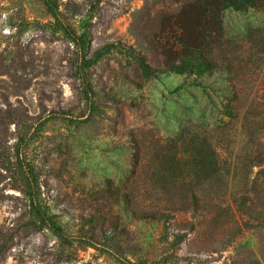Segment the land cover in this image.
I'll return each instance as SVG.
<instances>
[{
    "label": "rangeland",
    "instance_id": "obj_1",
    "mask_svg": "<svg viewBox=\"0 0 264 264\" xmlns=\"http://www.w3.org/2000/svg\"><path fill=\"white\" fill-rule=\"evenodd\" d=\"M45 1L0 0V230L19 233L0 264H264V131L245 145L218 114L228 77L169 73L147 43L185 0H47L56 18ZM225 21L263 25L264 7ZM140 56L159 71L144 77ZM258 66L242 91L264 102ZM185 126L239 159L203 186L199 212L141 220L166 205L143 200L128 129L165 139ZM31 177L59 233L29 208Z\"/></svg>",
    "mask_w": 264,
    "mask_h": 264
},
{
    "label": "trees",
    "instance_id": "obj_2",
    "mask_svg": "<svg viewBox=\"0 0 264 264\" xmlns=\"http://www.w3.org/2000/svg\"><path fill=\"white\" fill-rule=\"evenodd\" d=\"M45 5L49 14L56 18V12L47 0ZM259 5L264 7V0H197L195 3L185 0L179 14L160 23L153 38L147 40L149 49L161 57L169 73L193 76L199 80L212 78L215 73L226 75L232 91L226 96L221 95L225 103L218 104L222 105V110L217 112L229 122H239L243 131L241 137L246 140V143L242 142L254 145L256 149L260 144H253L255 137L258 135L260 141L264 131V102L252 100L242 87L244 78L255 77L261 71L258 65L264 60V24H249L228 32L225 19L229 13L241 15L248 10L254 13ZM63 31L74 40L69 29L63 28ZM120 46L119 43L109 44L107 49L116 50ZM229 49L231 56L226 54ZM125 51L130 53L131 49L125 48ZM251 56L255 58L254 62H250ZM135 60L137 69L146 78L159 71L155 67L158 63L154 62L152 66L144 56ZM185 127L165 139L147 134L143 128L128 129L126 136L135 151L132 166L140 181L141 196L143 200L166 205L163 209H143L141 220L165 222L173 208L182 213L199 212L206 199L203 186L211 185L212 180L220 177L224 170L231 169L229 161L239 159L224 156L221 148L208 139L203 130L188 131ZM145 150L150 151L146 153ZM244 161L247 168L251 167V160L246 158ZM31 178L23 192L28 198L29 208L40 224L48 223L59 233L60 229L55 226L46 205L41 204L36 180ZM1 199L3 195H0ZM124 203L127 204V198ZM18 235L13 228L5 232L0 230V263L10 248L8 243Z\"/></svg>",
    "mask_w": 264,
    "mask_h": 264
}]
</instances>
